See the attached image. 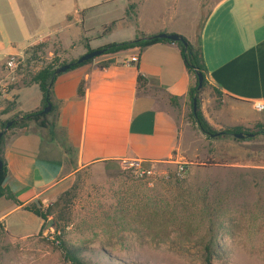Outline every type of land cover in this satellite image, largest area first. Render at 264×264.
Returning a JSON list of instances; mask_svg holds the SVG:
<instances>
[{"label": "crops", "instance_id": "obj_1", "mask_svg": "<svg viewBox=\"0 0 264 264\" xmlns=\"http://www.w3.org/2000/svg\"><path fill=\"white\" fill-rule=\"evenodd\" d=\"M167 1L163 0V7ZM206 1L188 0L179 14L183 19L171 14L162 22L135 28L133 38L114 42L104 37L133 24L132 20L116 19L106 35L90 36L95 28L85 26L84 19L93 7L85 8L82 0H0V64L46 41L55 42L68 55L77 50L67 55L70 59L84 55L87 48L141 35L177 34L193 45ZM200 25L209 87L200 94L204 120L218 133L238 129L242 134H258L242 140L232 135L207 138L197 129L188 116L191 79L174 43L144 48L133 66L124 61L136 51L116 57L102 69L88 64L59 74L51 89L48 126L27 122L23 129L5 131L1 142L6 175L0 190V229L11 240L40 233L44 221L27 207L50 206L68 188L72 176L88 167L135 163L156 169L213 163L210 167L264 169V164L244 159L247 151H234L264 130V111L252 108L255 102L264 103V0H215ZM85 38H89L87 47ZM33 87L38 88L30 84L2 97L15 100L17 113L29 114L42 106L39 88V93H23Z\"/></svg>", "mask_w": 264, "mask_h": 264}, {"label": "rangeland", "instance_id": "obj_2", "mask_svg": "<svg viewBox=\"0 0 264 264\" xmlns=\"http://www.w3.org/2000/svg\"><path fill=\"white\" fill-rule=\"evenodd\" d=\"M82 1L85 8L93 7L84 19L85 26L95 28L96 33H90V36L100 35L103 26L116 19L132 20L133 24L121 26L104 37L114 42L133 38L135 28L162 22L171 14H176L177 20L183 19L179 14L190 4L188 0H169L165 3L166 7H163V0ZM214 1L207 0L202 5L196 38L200 23ZM86 39L89 40L85 38L83 45L87 47ZM195 43L196 39L193 45ZM76 51L72 50L68 55V51H61V47L52 41L27 49L22 56L16 57L19 65L16 80L9 83L10 93L30 85L33 75L47 66L60 67L76 62L78 58H68ZM128 53L96 57L89 65L98 67ZM6 61L0 64L3 81L7 77ZM208 90L206 84L202 92ZM23 93L39 91L33 87ZM29 100L30 96L27 95L26 102ZM28 103L24 105L23 101L24 106H28ZM14 104L13 98L7 100L0 97V122L16 115L18 118L15 120H18L26 115L17 113ZM188 116L190 118V109ZM247 143V146L235 147V153L247 151L243 153L245 160L263 165L264 134ZM182 166L185 171L179 176L176 175V166H162L151 169V176L138 177L133 166L120 163L100 164L77 172L63 192H70L72 198L70 222L64 232L56 233L52 227H43L37 235L15 241L0 229V264H70L63 257L57 236L68 245L80 249L82 258L89 264H202L198 240L205 222L198 213L202 209L201 202L210 205L217 199L222 200L226 214L220 237V245L225 252L213 259L211 264H264V169ZM187 203L191 205L185 208ZM134 204L138 210L141 204H148L168 212V221L172 223L169 229L172 231L165 241L152 240L141 227L135 225L138 223L136 220L131 224L132 230L121 228L119 211ZM184 219L196 229L195 235H192L194 240H179L178 225Z\"/></svg>", "mask_w": 264, "mask_h": 264}, {"label": "trees", "instance_id": "obj_3", "mask_svg": "<svg viewBox=\"0 0 264 264\" xmlns=\"http://www.w3.org/2000/svg\"><path fill=\"white\" fill-rule=\"evenodd\" d=\"M130 9V6H129ZM114 23L109 25L103 26V30L101 35H106L112 28ZM202 25V24H201ZM201 25L199 26V31L201 29ZM173 43L167 40H160L156 38H149L144 37L143 35L136 37L132 41L122 42V43H111L104 45L98 49L103 51V54L99 57L109 55V54H118L126 51H136L137 55L139 56L140 52L155 43ZM187 42V41H186ZM177 45L185 71L189 75L191 79V84L187 91V97L189 101L190 107V119L192 120L193 124L197 127V129L204 134L207 138H211V135L217 134L218 132L214 131L204 120L201 112H200V94L202 92V88L207 84L206 81V67L203 61L202 50H201V40L199 34H197L196 43L195 45L190 44L187 42V45L184 47L181 43L176 42L174 43ZM38 48V46L36 47ZM87 51H91L88 49ZM93 61L89 60L87 62H83L81 64L69 63L72 64L69 70L87 65ZM113 62L103 63L98 66V68L102 69ZM65 65V64H64ZM62 66V65H61ZM58 67L55 66H47L41 70H39L33 77L31 78V84H36L42 93V109L37 110L35 112L29 113L24 115L18 120V116H14L12 119L5 120L0 122V131L5 127V125L12 121V125L9 127V130L20 128L23 129L27 122H34L37 127L45 128L49 124L48 117L52 113V107L50 112L47 114H43L42 110L46 107L47 102L50 103L51 98V89L55 78L58 75H54V71ZM201 74L203 77V83L201 90L197 91V74ZM142 82L141 76L138 77V83ZM77 95L79 97L83 96V83H79L77 88ZM196 100V115L194 116L192 113V104L193 101ZM241 133L238 129H233L229 131L223 132L222 135L218 136H230L232 134ZM5 134V133H4ZM4 134L0 141L3 140ZM248 134V133H243ZM252 135H256L258 133H251ZM260 134H264V130L260 132ZM2 161V169L0 171V190H2V184L6 175V167L3 159L0 157ZM213 163H207L206 166H212ZM71 196L70 192H65L61 194L50 206L46 208H42L40 203L32 204L27 207L29 211H31L34 215L41 218L44 221V225L48 222V220L53 221L52 228L55 230L56 233H63L65 227L70 222V204H71ZM202 209L198 213L200 219L205 222V227L202 231V234L199 237L198 244L201 247V261L202 264H211L213 259L220 257L225 250L220 245V237L221 231L223 230L224 226V218L226 214L224 213V209L222 207V200L217 199L216 202L212 204H208L206 202H201ZM155 205V204H154ZM189 205H191L189 203ZM187 203L185 208L190 207ZM141 209L136 208V204L131 205L130 207H126L119 211L120 214V224L122 225L123 230H132L131 224L133 222L136 226L141 227V229L146 232L147 235L151 237L152 240L155 242H162L165 241L169 234L171 233L172 229H169L172 226V223L168 221V212L163 210L159 206H149L148 204H141ZM185 213L187 212L184 209ZM187 214V213H186ZM188 215V214H187ZM152 220L154 222H152ZM184 219L180 225H178L179 231V240L181 242L194 240L192 235H195L196 229H193L190 224ZM44 227V226H43ZM146 230V231H145ZM170 230V231H169ZM57 242L59 243L63 257L66 262L70 264H89L86 262L82 256L80 249H77L73 246L68 245L65 241L61 240L60 237H56Z\"/></svg>", "mask_w": 264, "mask_h": 264}, {"label": "water", "instance_id": "obj_4", "mask_svg": "<svg viewBox=\"0 0 264 264\" xmlns=\"http://www.w3.org/2000/svg\"><path fill=\"white\" fill-rule=\"evenodd\" d=\"M149 38H156V39H160V40H167V41H170V42H173V43H176V42H179L181 43L184 47L187 45V42H186V39L183 38L182 36L180 35H177V34H166V33H160L158 35H155L153 37H149ZM103 54V51L100 50V49H94V50H91V51H87V53H85L84 55L80 56L76 63L77 64H81L83 62H87L89 60H92L96 57H99ZM72 64H65V65H62L60 67H58L55 71H54V75H59V74H62V73H65L66 71H68L70 69ZM197 82H198V85H197V91L201 90L202 88V83H203V77L201 76V74H197ZM51 109V105L49 102H47V105L46 107L42 110V113L43 114H47ZM196 110H197V106H196V100L193 101V104H192V113L193 115L195 116L196 115ZM12 125V122H8L5 127L0 131V141H1V138L3 136V134L5 133V131H7L9 129V127ZM223 133L219 132L217 134H213L211 135L212 138L214 137H217L218 135H222ZM232 137L234 139H239V140H242V139H245V138H250L252 137V134H242V133H236V134H232ZM2 169V161L0 159V171ZM53 226V221L50 219L48 220V222L46 223V225L44 226V228H49V227H52Z\"/></svg>", "mask_w": 264, "mask_h": 264}, {"label": "built area", "instance_id": "obj_5", "mask_svg": "<svg viewBox=\"0 0 264 264\" xmlns=\"http://www.w3.org/2000/svg\"><path fill=\"white\" fill-rule=\"evenodd\" d=\"M138 62V55L134 54L133 56L129 57L127 60L124 61V64L127 66L136 65ZM19 65V60L15 56H9L6 61L5 69L7 71L6 79L0 84V97H2L5 93L9 90V83L14 82L16 80V72L17 66ZM252 108L254 111L260 113L264 111V103L263 102H255L252 104ZM129 165L135 168V174L138 177H148L153 174L151 169L142 168L135 163H128ZM185 171L182 165H179L176 170V175H182Z\"/></svg>", "mask_w": 264, "mask_h": 264}]
</instances>
